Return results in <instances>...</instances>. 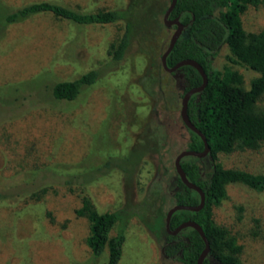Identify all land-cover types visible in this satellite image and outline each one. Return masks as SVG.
I'll use <instances>...</instances> for the list:
<instances>
[{
	"label": "rangeland",
	"instance_id": "1",
	"mask_svg": "<svg viewBox=\"0 0 264 264\" xmlns=\"http://www.w3.org/2000/svg\"><path fill=\"white\" fill-rule=\"evenodd\" d=\"M41 1L99 12L124 9L131 0H0V5L16 9ZM261 4L246 17L247 32L264 27ZM168 5L169 0H147V17L139 20L118 64L109 53L122 36V21L83 27L40 14L7 26L0 36V264H106L107 248L92 256L86 244L89 222L75 213L84 196L98 212L137 214L123 230L118 264H181L162 257L163 236L143 222L151 223L158 212L163 232L174 205L169 192L174 160L189 141L180 117L178 76L160 62L174 31L163 21ZM228 55L224 46L213 67L230 68ZM235 69L246 88L258 76L246 67ZM90 70L98 71V79L75 100L52 96L53 85ZM258 107L264 110V95ZM260 155L252 171L264 174V148ZM107 160V170L97 171ZM66 178L73 183L65 186ZM44 187L56 192L43 194ZM239 207L246 220H260V229L252 223L244 241L243 264H264V193L228 186L213 220H235Z\"/></svg>",
	"mask_w": 264,
	"mask_h": 264
},
{
	"label": "trees",
	"instance_id": "2",
	"mask_svg": "<svg viewBox=\"0 0 264 264\" xmlns=\"http://www.w3.org/2000/svg\"><path fill=\"white\" fill-rule=\"evenodd\" d=\"M263 1L177 0L169 15V19H178L183 25V31L166 59L167 66L173 67L181 60L192 59L207 75L204 90L189 99L188 116L191 123L206 137L210 152L202 159L189 156L181 160L187 179L203 191L205 204L198 212L177 211L170 220V230L185 221H194L201 226L210 245L203 264H243L246 255L244 241L250 236L252 223L260 229L259 219L248 217L246 220L247 216L242 214L244 207H239V215L235 220L231 219L224 224H216L213 216L230 185H240L264 193V174L252 171L254 162L261 157L264 148V110L258 107L264 95V27L257 32H247L246 26L247 15L259 10ZM146 7L147 0H131L124 9L99 12H81L53 1L34 2L16 9H8L1 4L0 36H3L7 26L40 14H50L83 27L122 21V36L109 53L111 61L118 64L125 57L139 20L147 17ZM224 46L230 51V55L226 56L230 68L217 70L213 67V61ZM237 66L246 67L258 74L248 88L244 87L242 76L235 69ZM173 75L178 76L177 86L182 96L202 83L201 75L191 66H183ZM98 76L97 70H90L75 80L58 82L52 86V96L60 101H73L83 87L94 85ZM188 132L186 149L202 151V139L196 133ZM128 160L130 162L131 157L125 159V162ZM108 163L107 160L97 171H106L110 166ZM123 171L126 173L128 170L123 168ZM71 179L66 178L62 182L69 186L73 183ZM68 189L72 191L71 187ZM55 190L54 187H44L40 192L55 193ZM169 192L174 205L199 204V194L188 189L177 175ZM37 193L32 195L37 196ZM75 213L79 217H86L89 222L86 244L92 256H100L107 248L106 264H118L125 241L123 230L129 217L137 214L124 209L98 212L86 196L82 197V208ZM151 219V223L143 222L155 236H163L160 246L163 258L181 264L197 263L204 242L195 229L185 228L172 236L165 230V220L163 232H160L162 214L155 212ZM238 241H242V244Z\"/></svg>",
	"mask_w": 264,
	"mask_h": 264
},
{
	"label": "water",
	"instance_id": "3",
	"mask_svg": "<svg viewBox=\"0 0 264 264\" xmlns=\"http://www.w3.org/2000/svg\"><path fill=\"white\" fill-rule=\"evenodd\" d=\"M176 2H177V0H170V3L168 5L167 9L164 12L163 21H164L165 25L167 27L174 26L175 29H174L171 37H170L167 48L165 49V51L161 55L160 62H161L162 68L165 71H167L168 73H174L176 70H178L179 68H181L183 66H191V67L195 68L198 71V73L201 75V77H202L201 85H199L198 87L191 88L183 94L182 99H181L180 117H181V120H182L184 126L188 130L196 133L202 139L204 148L200 152L185 149V150H182L181 152H179L178 155L175 157L174 169H175L176 175L179 177L181 182L188 189L194 190L199 194L200 201H199V204L196 206L176 205L175 204L171 208H169L167 213H166V216H165V230L169 235H177L180 231H182L185 228L190 227V228L195 229L204 242V248L198 257L196 264H203L204 259L209 254L210 245H209V241H208L207 237L205 236L201 226H199L194 221H185V222L181 223L179 226H177L175 229L170 230V220H171L172 215L175 212L181 211V210L198 212L204 207V204H205V195H204L203 191L197 185H195L194 183L190 182L187 179L185 172L181 166V160L183 158L189 157V156L196 157L198 159H202V158H205L206 156H208L209 152H210V147L208 145L206 137L191 123L189 116H188L189 99L191 98L192 95H194L196 93H200L204 90V88L207 85V75L204 72L203 68L195 60H192V59L181 60L178 63H176L173 67H168L166 64V59H167L169 53L174 48L178 38L180 37V35L183 31V25L178 21L177 18L176 19H169V15L172 12V10L174 9Z\"/></svg>",
	"mask_w": 264,
	"mask_h": 264
},
{
	"label": "flooded vegetation",
	"instance_id": "4",
	"mask_svg": "<svg viewBox=\"0 0 264 264\" xmlns=\"http://www.w3.org/2000/svg\"><path fill=\"white\" fill-rule=\"evenodd\" d=\"M172 27H174V26H172ZM174 29H175V27H174ZM173 74V73H172ZM182 121V120H181ZM183 123V122H182ZM184 125V124H183ZM185 127V126H184ZM186 128V127H185ZM187 129V128H186ZM175 175H176V173H175ZM172 236H175V235H172Z\"/></svg>",
	"mask_w": 264,
	"mask_h": 264
}]
</instances>
